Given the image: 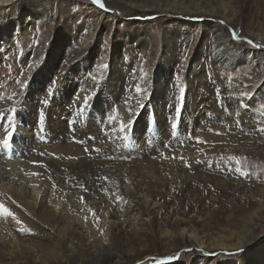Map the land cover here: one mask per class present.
I'll list each match as a JSON object with an SVG mask.
<instances>
[{
    "label": "rangeland",
    "instance_id": "1",
    "mask_svg": "<svg viewBox=\"0 0 264 264\" xmlns=\"http://www.w3.org/2000/svg\"><path fill=\"white\" fill-rule=\"evenodd\" d=\"M169 1L161 0L159 4H169ZM103 2L105 3V0ZM221 2L226 3L228 0H186L187 5L194 7L199 4L212 9ZM238 2V14L231 16L230 12H227V17L231 19L226 20L227 18L224 19L218 12L216 15H177L171 12L162 14L158 9L117 12L107 9L110 7L107 3L105 8H100L92 0H0V101L4 103L0 107V171L7 173L13 181L21 185L33 183L40 187L41 172L49 161L55 163V166L60 163L57 167L61 169L64 168L61 162L67 159L68 162L80 161L97 169L109 164L104 163L107 161H123L124 168L127 169L140 157H148L150 161L155 162L157 157V161L160 160L166 166L171 161L185 169H192L195 168V163L190 161L192 155H204L210 148L209 145H213L210 143L213 139L230 141L229 138L233 136L230 132L234 126L236 131L242 130L237 136L248 137L244 127L248 124V119L243 115L251 114L252 109L261 110L259 111L262 113L263 122L257 126L264 127V66H258L259 59L264 60V0ZM61 5H69L71 13L66 16L64 7L60 9ZM30 10H33V13L40 12L41 17L38 16L36 21H32ZM22 11L27 12L26 27H22L19 20ZM97 11L101 14L96 13ZM103 13L114 14L118 22L123 21L125 24L117 29L112 24L113 20L105 18ZM77 15L79 17L74 20ZM169 20L182 21L181 26L183 23L193 26H184V32L180 30L174 33L176 25H164V22ZM208 20L221 26L227 38L240 45L241 52L231 51L230 55L235 57L236 64L228 71L216 67L209 56L211 46L217 42L210 40V36L213 38L211 33L206 36L204 34L206 27L203 26ZM11 22L16 26L13 30L8 29ZM32 22L36 23L32 25ZM67 23L78 30V38L69 44L61 33ZM82 24H86L88 29H80ZM165 27L170 28L168 32L173 33L164 35ZM233 29L254 43L233 40ZM124 32L130 33L128 39H131V44L127 42L128 44L124 45ZM83 38L87 39L86 47L81 42ZM62 44L66 46L65 50L54 58V53ZM36 46L40 48V52L45 50V53L41 61L34 63V67L30 55ZM93 52L97 57L93 62L87 61L86 58L92 59ZM113 56L121 59L122 64L126 63L127 66L123 64L124 71L120 67L118 72L113 70ZM51 63L52 68H49ZM160 64L165 67L161 69L162 66L158 67ZM29 71L33 75L28 79ZM200 73L202 84L199 98L196 99L193 97L196 85L193 84ZM109 81L113 82L108 86ZM188 83H192L193 89H189ZM207 91L209 96L204 95ZM9 97L13 99L7 102ZM5 99L6 102L3 101ZM25 100L30 102L26 103ZM55 112L59 114V118L55 119L52 126L50 118L54 117ZM19 119L21 128H18L17 124ZM130 120L133 123L127 126ZM57 121L60 126L58 130H54ZM188 121L189 127L188 123L185 124L188 131H184L180 124ZM122 123L125 125L123 131ZM156 124L168 133L167 139L164 137L163 147L157 144L161 132L157 130ZM8 133H12V137L9 145L5 147L2 141L7 138ZM197 137L204 143H198ZM250 139L260 144L259 150L263 152L259 155L243 154L235 157L241 159L242 166L250 173L249 180H256L264 185V133L257 131ZM25 141L31 148L30 152L24 149ZM96 145L103 148V151ZM109 154H117L118 158L113 159ZM211 160L213 162L209 165L203 164L205 180L203 182L199 179L202 184L198 191L202 196H206L211 189L214 197L221 189L215 183L206 182L208 170L228 172L230 177H234L236 175L232 170L238 165L226 162L220 164L217 157H211ZM199 162L202 164L204 161L200 159ZM145 180L149 186L153 185L150 179ZM51 181L50 178L48 187L54 193L57 187L55 182ZM69 181L66 180L64 184L62 182V189L59 190L61 195L59 194L58 204L62 213L66 212L60 229L65 233L72 232L75 236L74 243L83 239L85 249H88V244H95L105 248L107 246L115 253V250L121 249L122 244L127 243L131 248L127 252L133 254L120 252L123 254V264H219L227 259L231 260V264H242V257L249 254V249L241 248L232 251H207L196 247L174 246L173 243L170 244L173 246H170L164 239L155 238L153 233H138L133 236L131 231L127 232L129 240L119 234L113 246L106 244L107 240H103L101 236L102 224L108 225V220H113L114 214L119 217V222L124 221L123 226L135 228L137 215L134 211L124 208L129 201L102 193L96 216L90 211L72 212L70 209L82 202L81 198L84 196L69 194ZM226 191L224 211L216 212L215 218L208 221L209 229L205 228L209 232L201 230L200 236L204 233L214 235L223 230L227 232L229 229H236L240 233L238 227L245 218L244 229L250 226L264 227V195L244 205L236 200L237 196L231 187H227ZM163 197L158 202L166 201L170 208L173 205L176 208L177 204L170 195L165 194ZM181 197L179 206L187 210L192 202L189 201L190 198H184L182 195ZM170 211L171 209H167L165 213L169 215ZM88 222H95L94 227L89 228ZM135 237L140 241H136ZM261 243L264 244L263 238L254 250L259 249ZM143 245L146 247L145 254L142 253ZM87 256L85 254L82 259H87ZM1 257L0 264L5 262L4 257ZM57 257L59 262L55 264H82L81 261H76V258H65L62 252ZM259 263L264 264L263 254Z\"/></svg>",
    "mask_w": 264,
    "mask_h": 264
},
{
    "label": "bare ground",
    "instance_id": "2",
    "mask_svg": "<svg viewBox=\"0 0 264 264\" xmlns=\"http://www.w3.org/2000/svg\"><path fill=\"white\" fill-rule=\"evenodd\" d=\"M159 1L161 0H105V4L107 3L110 6L107 9L117 12H128L133 9H158L162 14L171 12L177 15H189V13H207V15H216V13L218 12L222 14L223 18L226 17V20L231 19L227 17V12H230L231 16L236 15L239 12L238 8L236 7V4L239 3V0H228V2L226 3H218V6H216L215 9L209 8L208 6H201L199 4L193 7L192 5H187L186 0H170V3L165 5H160ZM64 5H61L60 9L63 8ZM63 9L65 10L64 14L66 16L71 13L69 5H66ZM25 13L27 12L22 11L19 18L22 27H26ZM96 13H98V11ZM104 15L105 18L113 20L112 24H114L117 29L120 26L122 27V24H125V22L123 21L118 22L117 19L114 18V14ZM29 16H32V21H36L38 19V16L41 17V13H33V10H30ZM78 17L79 15L74 16L73 19L75 20ZM13 22L16 23V21ZM33 23L35 24L36 22H32V25ZM168 23H170L171 25H176L175 29L173 30L174 33L175 31L176 33L180 32V30L182 31L184 29V26H193L192 24L186 23H183V25L181 26L180 23H182V21L178 20L165 21L164 25L167 26ZM126 25L129 27L128 24ZM203 27H206V31H204L205 36L208 33H211L213 35V38L210 36V40L212 39L213 43L217 42L214 46H211V50L209 53V56H211V58L213 59V63L216 67L222 69V71L230 70L231 67L236 64V59H234L235 57L230 55L231 51L233 50L236 53L241 52L240 45L227 38V35L225 34L223 28L214 23L212 20H208L207 23H205V26ZM15 28L16 26L15 24L13 26L12 22L8 25L9 30H13ZM80 29L86 30L88 29V26L86 24H82ZM169 29L170 28H164V35H168V33H173L168 32ZM61 33L63 34L62 36L65 37V41L68 44L78 38V30L73 28L70 23H67L63 26ZM90 34L92 36V32ZM128 37H130V33L124 32V45L132 43L130 42L131 39H128ZM86 41L87 39L84 38L81 40L82 44L85 45V47L87 45L85 44ZM65 48L66 46L63 44L58 46L56 53H54V58L60 55L59 53H62ZM40 51V48H38L37 46L36 48L34 47L31 50V57H29L32 61V65L35 62L38 63L44 57L43 55L45 53V50L44 52ZM95 52L92 53L91 60H88V58H86V60L93 62V60L97 57V54H95ZM262 54V56H264V51L262 52ZM263 61L264 60L259 59L258 66L260 68L261 66H264ZM168 62H170V60ZM52 63L49 64V68H52ZM123 64L126 65V63ZM123 64L121 63V59H118L117 57L114 58L113 56L112 66L115 72H118V67H120L121 70L124 71L125 67ZM158 67H161L162 69L165 66L160 64ZM44 69L45 71L47 70L46 67ZM203 72L204 71L202 70V73ZM31 75H33V73L29 71V73L27 74L28 79ZM201 76L202 74L200 73L197 74V79L194 78L195 81L193 85H196L194 89L191 86L192 83H188L189 89H193V92L195 93L193 97H195L196 99L199 98L200 94V86L202 84V81L200 82ZM112 82L113 81H109L108 86L111 85ZM145 82L148 84L147 81ZM156 82H158V79ZM159 85L157 87H159ZM204 95L209 96V92H205ZM196 99L194 100L197 102ZM10 100L11 99H9L7 102H10ZM3 101L6 102V99ZM25 101L26 103L30 102L28 100ZM3 104L4 103L0 101V107ZM191 105H193V103ZM29 108L30 107H28V109ZM259 110L254 108L251 111L252 113L250 112L251 114L243 115L244 118L248 119V124L244 126L245 132H247L249 135L248 137L246 136L245 138L241 136L240 138L237 135L238 132L242 130L236 131L235 126L233 128L229 127L232 128L230 133L231 135H233L230 138L228 137L230 141L227 140L228 142H225V139H216L215 141L214 139L213 141L210 140V143H212L213 145H209L210 148L207 149V152L204 155H199L195 152V156L192 155L190 161H193L195 163V168L192 169H185L183 166H179L176 162L171 161L169 164H167L168 166H166L160 160L158 162V158L156 156V162L150 161V158L148 157H140L139 159L134 160L129 165V167H127V169L124 168L125 163H123V161L104 162L109 164H105L100 169H97L94 165V167H90V164L88 165L80 161L78 163L68 162V159L65 161L63 160L61 162V166L64 167L63 169H61L57 167L58 165H60L59 161H56L57 163H59L58 165L56 164L57 166L54 165L55 163L53 164L49 161V164L44 165L45 168L41 172L40 187L35 186L33 183H30L29 185H21V183L13 181V179H11L7 173L0 171V203L5 204L14 213L15 217L20 221V223H17L16 219H12L11 217H0V248L1 256L4 257L3 259L5 260V262L3 261L2 264H20V262H22L23 264H55L59 262L57 256L60 252L63 253L65 258H68L69 260L76 258L78 259L76 261H81L82 264H123V254H133V252H127L128 250H131L127 243L122 244L121 249L115 250V253H112V251H110L107 246L105 248V246H99L95 244H88V249H85L84 247H86V245L83 239L78 240L74 243L73 238L75 236H73L72 232L65 233L60 229V224L63 223L62 221L64 220L66 212L62 213V210L60 209L58 204V199L61 195L59 190L62 187L61 183L63 182L64 184L66 180H70L69 194L78 197L80 195L84 196V198L82 197L83 202L76 204L73 208L70 209L72 212H78L80 210L89 211V209H92L95 212L96 216L98 213V205L100 204V201L102 199V193H109L113 195V197H121L129 201V203L126 204L124 208L126 210L130 209L131 212L134 211L135 215H137V217L135 218V228H133L132 226H123L124 221L119 222V217L115 216L114 214V219L111 221L108 220V225L103 222L104 224H102V231L100 230L102 239L107 240L106 244H114V241L118 240L117 235L119 234L122 236H126V238L129 240V236L127 233L129 231H131L133 236L138 233H153L155 235V238L164 239L167 245L173 243L174 246L196 247L198 249H204L207 251H232L238 248L249 249V254L242 257V264H260L259 261L261 259V256L262 254L264 255V244L261 243L259 249L257 248L254 250V248L262 238L264 239V227L255 228L254 226H250L248 229L245 227L247 229L246 230L244 229V223H246L245 218L242 219L241 225H239L238 227L240 233L237 232L236 229H229L227 232L223 230L222 232L215 233L214 235L211 233H204V235L200 236L199 232L201 230L203 232L208 231L206 230L209 229L208 221L215 216L216 212L222 213L224 211V198H226L227 200V187H231L234 190L235 196H237L236 200L241 203H244L245 205L247 202L251 203L253 202V200H257L258 198H261L264 195V185L256 180H249L248 176L244 177L240 175V173L236 171V168L238 167L237 166L233 167L234 169L232 170V173L236 175L234 177H230L231 175L227 174L228 172H220L219 170H208L209 174L207 178L208 180L206 182H209L211 184L215 183V185L221 189L218 192V195L213 197V191L211 189L208 190V194L206 196H202V194L198 191V187L202 184L201 181L203 180L204 182L205 180L203 173V170H205V168L203 164L207 166L210 162L212 163L213 161H210L211 157H217V162H220V164L226 162L232 165H236L235 162L231 159V157L243 154L251 155L256 153L259 155L263 152L259 150L260 144L254 143V139H250V136L258 131L259 128L257 125L260 122H263V118L261 117L262 113L260 114L261 110ZM58 118L59 114H56V112L54 113V117L51 116L50 119L52 120V126L55 122V119ZM17 121V124H19L18 128H21L22 124L20 119ZM186 123H188L189 127V121L185 123L183 122L182 125L180 124V127L184 129V131H188L187 126L185 125ZM55 126L54 130H58L60 123L57 121ZM156 127L157 130L161 132L160 136H158L159 140L157 139V144L163 147V145H165L164 137L166 139L168 137V133H166L167 130L164 131L162 130V128H158L157 124ZM154 138H152L153 142L155 141ZM25 143L26 145L24 144V149L26 150V152H30L31 148L29 144L26 141ZM96 147L98 146L96 145ZM98 148L101 152L103 151V148ZM116 155L117 154H109L108 156H111L113 157V159H116L118 158L116 157ZM200 159H203L204 161L202 164H200L199 162ZM156 165L158 167H156ZM50 178L52 179L51 182H55L54 184H56L55 186L57 187V191L54 193L50 190L51 188L48 187ZM145 178L153 181V185L149 186ZM199 179L201 181H199ZM144 180L146 182L145 184ZM105 189L107 191H105ZM165 194L170 195L174 203L177 204L176 208H174V205L170 208V204L166 201H159L160 203L158 202V200H162V197ZM181 195L185 196L184 198H190L189 201L192 202V204H189L191 205V207L187 208V210H183L182 207L179 206L180 202H182ZM13 201H15V203H13ZM215 203H218V205H215ZM167 209H171L169 215L165 213V210ZM94 224L95 222L87 223L89 228L94 227ZM21 229H23V231H21ZM157 234H159V236ZM138 237H135L136 241L140 239L139 237V239L137 240ZM132 238L133 237H131V239ZM116 242L117 244H119L118 241ZM147 242L148 241L146 240L145 243ZM142 248V253L145 254V245H143ZM120 252H123V254H121ZM85 254L86 256L88 255V258L82 259ZM177 264H181V262H178ZM219 264H231V260L227 259L225 261L219 262Z\"/></svg>",
    "mask_w": 264,
    "mask_h": 264
},
{
    "label": "snow or ice",
    "instance_id": "3",
    "mask_svg": "<svg viewBox=\"0 0 264 264\" xmlns=\"http://www.w3.org/2000/svg\"><path fill=\"white\" fill-rule=\"evenodd\" d=\"M92 2L96 5H98L100 8H105V3L103 2V0H92ZM221 23H223V21H221ZM232 38L233 40H246L245 37H242L235 29L232 30ZM247 43L249 44H253L254 42L251 40H246ZM22 83V82H21ZM23 86V83H22ZM137 91H141L140 89H137ZM9 99H12V97H9ZM46 103V101H45ZM262 108H264V106H262ZM111 119V117L109 118ZM133 123V121H129L127 126H131V124ZM175 126V125H173ZM125 128V125L122 123L121 124V130L123 131ZM259 132L264 133V127H261L258 129ZM12 137V133H8L7 138H5L2 143L5 147H7L10 143ZM198 143H204V141L200 140L199 137L196 138ZM231 159L235 162L236 165H238L239 167L236 168V171H238L240 173V175L247 177L249 176V172L242 166V161L241 159L233 156L231 157ZM32 175H38V173H32ZM107 179V178H105ZM105 191H107L105 189ZM117 199H120V197H117ZM82 202H83V198H81ZM13 203H15V201H13ZM89 211L92 213L93 216H95V212L92 209H89ZM0 217H4V218H8L11 217L12 219H16L17 223H20V221L15 217L14 213L3 203H0ZM21 231H23V229H21Z\"/></svg>",
    "mask_w": 264,
    "mask_h": 264
}]
</instances>
